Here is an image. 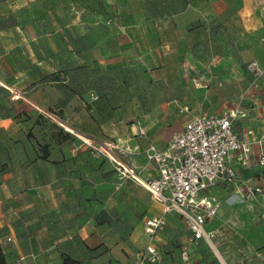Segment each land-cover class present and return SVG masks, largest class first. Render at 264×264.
<instances>
[{
  "label": "crops",
  "instance_id": "1",
  "mask_svg": "<svg viewBox=\"0 0 264 264\" xmlns=\"http://www.w3.org/2000/svg\"><path fill=\"white\" fill-rule=\"evenodd\" d=\"M225 29L236 37L242 58L262 69L263 92L247 101L250 114L237 124L239 131L252 129L255 140L250 165L237 168L245 179L263 171L257 163L264 148V14L258 0H0V81L22 91L13 100L0 87V245L7 264L130 263L145 234L132 204L143 217L162 210L152 202L148 210L139 207V193L148 190L136 180L113 191L104 157L74 146L79 135L113 138L128 146L126 159L141 177L154 176L146 147H163L191 117L172 131L152 130L142 109L174 113L175 105L151 95L155 80L146 89L134 81L138 61L162 60L147 74L162 70L169 91L184 93L175 83L182 61L198 58L204 45H230ZM115 75L125 80L122 89L96 81ZM212 191L221 200L206 224L214 242L189 244L188 260L195 249L198 264H264V195L240 201L232 183ZM169 214L184 227V243L187 228Z\"/></svg>",
  "mask_w": 264,
  "mask_h": 264
},
{
  "label": "built area",
  "instance_id": "2",
  "mask_svg": "<svg viewBox=\"0 0 264 264\" xmlns=\"http://www.w3.org/2000/svg\"><path fill=\"white\" fill-rule=\"evenodd\" d=\"M258 2L264 14V0ZM247 69L253 77L250 86L257 85L262 69L256 61L248 62ZM0 87L8 92L10 99L22 96V91L14 85L8 86L0 81ZM180 110H187V106L180 107ZM249 114L250 107L240 98L217 112L192 116L181 129L171 133L163 147L148 144L145 156L156 174L144 179L140 171L127 161V145L117 140L79 135L75 150L84 147L91 157L103 156L110 160L119 180L133 178L143 183L152 199L162 205L160 214H149L143 218V231L148 241L132 253L129 264L160 263L162 250L156 243L157 234L166 225L167 213L176 214L187 228L180 250L183 261L189 258V244L200 239L213 243L215 231L207 230L206 224L218 214L221 205L220 198L212 191L214 185L232 183L236 188L235 197L240 201H253L258 195H264L262 146L257 163L263 171L245 179L240 178L237 172L238 167L249 166L252 160L253 131L250 128L239 131L237 125ZM261 206L264 207V203Z\"/></svg>",
  "mask_w": 264,
  "mask_h": 264
},
{
  "label": "rangeland",
  "instance_id": "3",
  "mask_svg": "<svg viewBox=\"0 0 264 264\" xmlns=\"http://www.w3.org/2000/svg\"><path fill=\"white\" fill-rule=\"evenodd\" d=\"M179 1L180 0H178V4ZM222 34H224L225 40H229L231 42L230 45L226 43L216 46L207 44L204 45L205 47L203 48V53L198 55V58L190 56L186 60L182 61L183 73L175 77V83L180 86L182 85V88L187 89V92L185 91L184 93L174 90H170L172 92L169 91V86L166 85V79L162 70L157 72L155 71V73L150 76L147 74L152 69L160 68L164 65L162 60L155 62H160L161 65L158 67L157 65L154 66L155 63L154 65H151L148 64L147 61L145 63L142 60L138 61L140 74L138 79L134 78V81L137 82L142 89H146L148 86L147 83H152L153 80H155L158 86H150L151 95H153L156 99L162 98L165 102L172 100L171 103L175 105L174 113L170 110V108H168V111L167 109L163 111L151 108L142 109L143 113L146 114L147 121L152 123V130L159 133L164 130L172 131L174 130V127L177 126V123H183L186 119L194 115L217 112L226 105H229L234 101L236 102L240 98H242L245 101V104L250 107V104L247 101L250 99H258L260 97L263 92V90L260 89V77L256 80L257 85L252 84V86H250L253 77L247 69L248 60L242 58L236 48V44L233 42L236 37L226 29L225 32H222ZM227 50H231L232 52L235 51V56L237 57L232 58L229 55H226L225 52ZM96 78L98 84L103 86L112 82V84L116 85L118 89H122V87H124L123 83L125 84V80L116 75L106 78L98 76ZM144 92L145 95H147V91L144 90ZM141 93L142 92H140V94ZM184 105L187 106V110L181 111L180 107ZM151 110H153V114L150 115L149 112ZM136 118L137 116H132L130 117V120L135 121ZM107 139L113 140V138ZM125 157L127 158V156ZM103 162L110 165V167L105 168H107L106 173L111 175L109 180L113 185V191H120L119 187L121 186V182L124 180H136L133 178L119 180L114 173L113 165L110 160L104 158ZM145 175L146 174L142 175L143 179L145 178ZM107 190L109 192L112 191L110 187L104 189V191ZM121 191L123 193V190ZM139 195L138 205L143 211L148 210V202L154 203L159 210H162L161 203L152 199L149 191L147 195H144L143 193H139ZM132 205V211L138 216V224H140L142 230L144 213L139 215L137 212V205ZM170 215L171 214L166 215V225L157 234L158 238L156 243L162 250V259L159 264H198L195 260V249L192 250V256L189 260L183 261L181 259L180 250L182 248L181 245H183L182 240L185 229L179 221L170 218ZM141 233L143 235L141 239L144 242H142L140 246L144 245L148 241V236L143 234V232ZM208 264H211V261L208 262Z\"/></svg>",
  "mask_w": 264,
  "mask_h": 264
},
{
  "label": "trees",
  "instance_id": "4",
  "mask_svg": "<svg viewBox=\"0 0 264 264\" xmlns=\"http://www.w3.org/2000/svg\"><path fill=\"white\" fill-rule=\"evenodd\" d=\"M0 264H7L6 259H5V255H4L3 250L1 248V245H0Z\"/></svg>",
  "mask_w": 264,
  "mask_h": 264
}]
</instances>
